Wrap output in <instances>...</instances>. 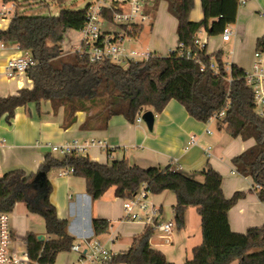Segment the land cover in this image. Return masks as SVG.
<instances>
[{
  "label": "trees",
  "instance_id": "1",
  "mask_svg": "<svg viewBox=\"0 0 264 264\" xmlns=\"http://www.w3.org/2000/svg\"><path fill=\"white\" fill-rule=\"evenodd\" d=\"M16 5L19 0H3ZM167 12L176 19V46L165 55L157 53L147 61L116 65L88 62L79 54H62L61 45L68 31L80 30L86 21L89 4L80 10L61 9L55 16L25 15L16 12L5 30H0V42L13 43L29 51L36 65L26 71L32 88L25 87L16 94L0 97V117L9 123L17 107L48 100L53 113H63L61 126L70 127L77 112L85 113L79 129L106 130L109 120L121 116L135 122L141 110L150 108L161 113L172 99L179 102L187 114L206 123L216 117V124L232 138H252L255 145L233 157L238 174L250 176V190L264 202V110L257 108L255 94L246 83L245 70L236 64L227 66L222 50L211 56L194 44L195 33L205 29L209 36L222 33L225 26L235 23L238 0H200L203 18L190 19L194 0H164ZM155 6V5H154ZM110 18V13H106ZM143 24L120 30L137 38ZM179 43L196 54L197 60L181 55ZM255 50L264 53V35L256 39ZM199 61V62H198ZM211 61L216 69L209 67ZM204 66L203 69L201 64ZM222 117L218 118L220 113ZM36 173L13 169L0 176V213L10 214L17 202L24 203L31 213L45 222L48 238L38 239L28 232L25 246L30 262L54 264L61 251H69L73 238L67 231V220L59 218L50 201L51 185L44 178L35 180L37 173L56 168H73L72 175L86 181V193L92 200L102 198L113 187L121 200L138 192L142 184L152 195L170 191L175 195L173 221L178 229L185 225L188 207L196 208L200 217L202 243L193 247L191 259L183 264H264V224L245 232L231 230L227 213L245 195L235 192L226 197L221 190L222 175L207 165L195 176L168 166L140 167L126 157L112 159L109 164L89 160L77 153L56 156L47 153ZM92 228L96 235L109 229L105 219L95 218ZM154 234L150 227L134 235L126 251L113 253L105 264H174L162 251L149 243Z\"/></svg>",
  "mask_w": 264,
  "mask_h": 264
},
{
  "label": "crops",
  "instance_id": "2",
  "mask_svg": "<svg viewBox=\"0 0 264 264\" xmlns=\"http://www.w3.org/2000/svg\"><path fill=\"white\" fill-rule=\"evenodd\" d=\"M3 4L5 2L0 0V7ZM25 5L19 0L10 13L0 16V30H5L13 15L24 9ZM166 8L167 3L164 0H151L147 4L151 19V38L147 41H139V47L149 48L165 55L176 46V19L167 12ZM237 10L235 23L229 25L231 34L227 40L222 39L221 33L209 36L205 29L197 31L196 36L202 44H205L206 55L211 56L222 50L223 60L227 66L236 64L246 70L252 67L255 60L253 54L256 39L264 35V0H245ZM191 11L192 21H200L203 18L200 0H194ZM142 33L143 30L134 40ZM20 55L13 43L0 46L1 98L33 86L26 74L15 77L5 75L7 60ZM257 108L259 111L264 110V103H259ZM146 110L152 111L150 108ZM13 115L9 123L5 115L0 117V140L4 139L0 144L1 175L13 169L36 173L43 164L44 156L51 153L48 147H36L38 143L49 142L59 145L75 139L78 141L96 139L104 141L113 148L114 159L123 156L131 164L144 168L171 165L172 168L202 180L203 176L200 172L210 165L222 175L221 190L226 197H231L235 192L245 191L244 197L239 199L227 213L231 230L242 233L250 227L264 224V202L250 190L253 184L252 178L231 173L235 169L233 157L253 147L255 141L240 136L230 137L214 120L203 123L194 119L174 99L166 104L161 113H154L152 130L141 123H130L121 116H115L109 120L106 130L84 131L79 129V125L85 119L83 112H77L73 125L63 128L61 126L63 113L58 110L54 114L48 100H42L39 105L31 102L17 107ZM207 128L211 133L206 132ZM191 135L194 136L196 144L189 146L188 139ZM208 145L211 146L210 155L205 156L204 150ZM88 159L105 163L106 152L93 146L88 152ZM58 173L59 169L53 168L45 173V178L51 185L50 201L58 217L67 220V231L73 238V243L86 237L98 240L110 253L126 251L131 245L132 237L141 234L146 226L122 220L121 199L113 193V187H110L102 198L92 200L86 193L85 179L72 174L61 176ZM163 192L159 195L161 196ZM159 195L154 196L159 198ZM160 200L154 201L161 209L160 220H173L172 207L175 203H171L172 211L167 215ZM95 218L108 221L109 229L106 233L95 234L92 228ZM8 221L14 234V246L19 251H27L25 239L30 231L41 237L42 241L48 238L43 218L28 211L24 203L17 202L14 205ZM184 225L181 229L177 227L174 229L171 244H165L155 232L149 239L151 246L161 250L165 258L174 264H183L191 259L193 247L202 243L200 217L196 208H187ZM77 259V253L61 251L57 254L54 264H78ZM231 264H237V261Z\"/></svg>",
  "mask_w": 264,
  "mask_h": 264
},
{
  "label": "built area",
  "instance_id": "3",
  "mask_svg": "<svg viewBox=\"0 0 264 264\" xmlns=\"http://www.w3.org/2000/svg\"><path fill=\"white\" fill-rule=\"evenodd\" d=\"M151 0H96L90 3L86 10V21L83 27L78 30L79 39L72 43L69 47L64 46L63 41L61 48L62 54L73 55L79 54L85 56L88 62H106L116 65H126L130 62L138 63L139 61H147L154 57L157 53L149 48H136L131 46L134 38L119 27L135 26L143 24L150 19L147 4ZM245 0H238V6L244 3ZM15 3L6 2L0 7V16H5L10 13L11 9L15 7ZM110 13V18L106 13ZM74 31V30H73ZM231 34L229 26H225L221 33L223 40H227ZM194 44L196 48L202 49L205 44H202L195 33ZM0 46L4 47L6 44L0 42ZM181 55L186 59L197 60L196 54L189 49L185 50L184 45L179 43ZM14 48L21 53L18 57L9 58L5 64V75L15 77L26 74L29 68L36 65L34 56L24 49L14 44ZM254 63L251 68L246 69L244 76L246 83L251 87L255 94V102L264 103V53L258 50L254 51ZM199 62V61H198ZM201 64V63H200ZM203 69V65L201 64ZM209 67L216 69L213 61ZM263 111V110H262ZM260 111V112H262ZM141 110L136 118L134 124L143 122ZM224 112L218 115L222 117ZM216 120V117H211L208 121ZM207 133L211 131L207 128ZM4 139L0 140V144ZM189 146L196 144L195 138L191 135L188 139ZM40 148L42 146L48 147L52 154L56 156H67L72 153H77L83 157H88V152L93 146L99 147L106 152V163L110 164L113 159L112 150L104 141L91 139L78 141L73 140L59 145L49 142H42L35 145ZM211 146L208 145L205 150V156L210 155ZM73 173V168H60L58 175L66 176ZM232 174L237 173L236 169L231 171ZM1 176V173H0ZM145 184H142L138 192L130 198L122 199V220L124 222H137L146 227H150L158 237L162 239L165 244H171V236L176 228L173 220L161 221V209L150 200V193L146 190ZM9 214L0 213V264H31L27 251H19L14 246V234L9 226ZM70 252L78 254V264H105L113 253L108 252L104 245L98 240L88 239L83 237L80 241L72 243Z\"/></svg>",
  "mask_w": 264,
  "mask_h": 264
},
{
  "label": "rangeland",
  "instance_id": "4",
  "mask_svg": "<svg viewBox=\"0 0 264 264\" xmlns=\"http://www.w3.org/2000/svg\"><path fill=\"white\" fill-rule=\"evenodd\" d=\"M96 0H20L21 4H26L24 9L19 11V14H25V15H51L55 16L61 9H84L89 3H93ZM150 20H146L143 23V33L142 35L136 39L132 40L131 46L140 48L138 45V42L143 40L147 41L149 38H151L150 35ZM79 39V33L77 31H69L64 39V46L69 47L72 43L77 42ZM144 48V47H143ZM143 126H146L144 122H141ZM196 178V177H195ZM197 180L201 181V179L196 178ZM156 199L160 200L163 204V209L165 210V213L167 215L171 214V203H175V195L174 193H171L170 191H164L163 194L159 198L150 195V200L153 202H156Z\"/></svg>",
  "mask_w": 264,
  "mask_h": 264
},
{
  "label": "water",
  "instance_id": "5",
  "mask_svg": "<svg viewBox=\"0 0 264 264\" xmlns=\"http://www.w3.org/2000/svg\"><path fill=\"white\" fill-rule=\"evenodd\" d=\"M142 119H143V122L145 123L146 127L149 129V130H152L153 129V122H154V113L153 111H150V110H145L144 113L142 114ZM45 178V173L43 172H40V173H37L36 176H35V180H42ZM41 237H38V239H40Z\"/></svg>",
  "mask_w": 264,
  "mask_h": 264
}]
</instances>
